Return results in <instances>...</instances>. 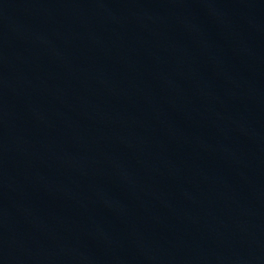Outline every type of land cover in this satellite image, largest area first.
<instances>
[{
	"label": "water",
	"instance_id": "95a60500",
	"mask_svg": "<svg viewBox=\"0 0 264 264\" xmlns=\"http://www.w3.org/2000/svg\"><path fill=\"white\" fill-rule=\"evenodd\" d=\"M0 264H264V0H0Z\"/></svg>",
	"mask_w": 264,
	"mask_h": 264
}]
</instances>
